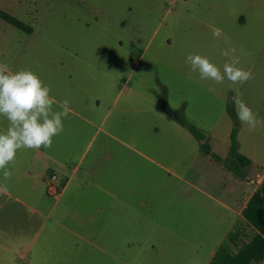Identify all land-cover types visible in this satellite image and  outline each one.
<instances>
[{
  "label": "rangeland",
  "instance_id": "1",
  "mask_svg": "<svg viewBox=\"0 0 264 264\" xmlns=\"http://www.w3.org/2000/svg\"><path fill=\"white\" fill-rule=\"evenodd\" d=\"M0 9L32 28L0 19V63L30 69L53 99L101 124L88 157L102 142L109 153L125 142L143 154L115 156L121 182L87 183L67 201L49 197L47 182L35 186L47 197L41 216L14 199L26 182H0V264H208L264 180V125L251 130L235 104L264 120V0H0ZM230 48L252 73L244 84L201 80L185 63L200 54L222 71ZM7 124L0 117V132ZM234 128L251 161L242 177L226 159Z\"/></svg>",
  "mask_w": 264,
  "mask_h": 264
},
{
  "label": "clouds",
  "instance_id": "2",
  "mask_svg": "<svg viewBox=\"0 0 264 264\" xmlns=\"http://www.w3.org/2000/svg\"><path fill=\"white\" fill-rule=\"evenodd\" d=\"M214 38L226 34L220 28L212 33ZM236 49H222L220 55L229 57L222 71L209 58L200 54L189 53L185 58L186 65L192 72L198 73L201 80H210L222 84L225 80L232 84H244L252 78V73L238 67L240 60L235 55ZM51 88L30 69L13 71L7 64L0 63V117L8 124L5 131L0 132V172L4 180H9L12 172L7 165L14 162L16 152L20 149L51 148L52 138L63 131V120L70 112L69 101L61 103L60 110L53 109ZM238 119L251 130L264 125V120L243 101L236 100ZM0 190L7 191L6 184H0Z\"/></svg>",
  "mask_w": 264,
  "mask_h": 264
},
{
  "label": "crops",
  "instance_id": "3",
  "mask_svg": "<svg viewBox=\"0 0 264 264\" xmlns=\"http://www.w3.org/2000/svg\"><path fill=\"white\" fill-rule=\"evenodd\" d=\"M63 101L53 99V109L59 111ZM69 107V115L63 120V131L52 138L51 148L17 150L15 160L10 165L12 172L10 180L26 182L29 187L27 194H21L14 198L16 203L24 208H31L39 216L46 212L48 204L46 193H41V187L43 188L44 182H47L51 175L57 176L56 182L59 184L60 195L56 198L57 201L62 199L67 201L70 196L74 198L76 195H83L86 192L87 183L94 186V182H121L112 180L115 173L113 168L115 156L123 153L126 158H129L132 154L135 161L137 153L143 155L125 142H122L125 145L122 152L119 148L118 151L109 153L102 142L100 147L93 150L88 157L96 135L92 131V128L96 126L95 118L75 110L70 101ZM103 118L104 116L101 121ZM96 127L97 129L101 128V124ZM105 137L121 143V140L111 133L105 132ZM85 158L87 159L85 160ZM149 160L152 161V159ZM117 161L121 162L122 160L116 159L115 163ZM112 162L113 164H111ZM0 175V182H5L2 172ZM105 178H107L106 181ZM37 185L41 187H36L37 190H34ZM30 192L33 193L32 197L29 196Z\"/></svg>",
  "mask_w": 264,
  "mask_h": 264
},
{
  "label": "trees",
  "instance_id": "4",
  "mask_svg": "<svg viewBox=\"0 0 264 264\" xmlns=\"http://www.w3.org/2000/svg\"><path fill=\"white\" fill-rule=\"evenodd\" d=\"M0 19L15 28L30 34L32 28L13 15L0 9ZM168 114L176 119L178 123L185 126L188 131L201 142L204 154L211 155L214 159L220 156L213 154L208 138L203 131L189 125L179 114H175L164 107ZM229 112L236 119L234 108ZM236 129L230 133L231 144L227 154V161L231 163V169L240 177L243 176L244 168L251 163L250 159L238 152L236 140ZM264 261V180L251 194L241 211V217L234 224L232 230L227 234L225 241L218 247L208 264H259Z\"/></svg>",
  "mask_w": 264,
  "mask_h": 264
},
{
  "label": "built area",
  "instance_id": "5",
  "mask_svg": "<svg viewBox=\"0 0 264 264\" xmlns=\"http://www.w3.org/2000/svg\"><path fill=\"white\" fill-rule=\"evenodd\" d=\"M57 176L55 174L51 175V177L47 180V193L49 196L53 198H58L60 195V189L56 185Z\"/></svg>",
  "mask_w": 264,
  "mask_h": 264
}]
</instances>
